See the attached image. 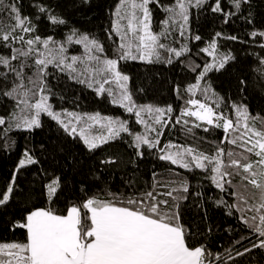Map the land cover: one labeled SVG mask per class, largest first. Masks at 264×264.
Listing matches in <instances>:
<instances>
[{
    "label": "snow or ice",
    "instance_id": "snow-or-ice-1",
    "mask_svg": "<svg viewBox=\"0 0 264 264\" xmlns=\"http://www.w3.org/2000/svg\"><path fill=\"white\" fill-rule=\"evenodd\" d=\"M249 2L228 0L235 11L225 12L221 0H215L211 11L221 13L223 22L228 23ZM207 3L208 0H173L172 3L118 0L107 30L108 39L115 45L110 57L99 39L79 33L75 28L60 40L52 35L42 37L33 20L21 14L18 3L0 0V150L9 151L15 145L9 133L31 132L42 127V116L54 121L68 137L78 139L90 153L126 135L130 139L125 142L139 158H143L147 149L155 151L160 161L179 169L208 173L205 179L210 180L215 189L235 198V202L227 203L221 196L214 204L225 207L228 216L234 215L233 209L239 212L241 224L256 239L250 246L236 249L235 245L250 239L241 236L223 252H213L205 244L190 243L194 233L185 225L181 214L182 203L189 199L190 185L187 178L172 168L167 170L168 176L153 172L148 189L127 197L111 192L107 184L92 195H87V189L82 188L86 198L64 210L53 207L61 189L60 178L55 177L43 185L41 195L46 206L33 205L14 223V228L23 230L24 239L0 242V264H237L238 258L254 249L264 250V116L252 115L243 103H228L206 81L209 73L219 72L234 59L230 52L218 49L217 38L222 33H215L207 47L199 50L211 57V61L202 67L191 66L190 70L196 73L195 82L185 88L188 98L174 120L171 105L137 103L131 77L120 67L121 62L127 61L172 64L174 58L181 59L190 52L188 45L181 42L188 39L189 8H200ZM152 4L165 14L159 31L153 30ZM34 7L38 13L46 14L51 25L66 24L42 3ZM176 32L181 38L175 41L180 43L179 48L173 46ZM250 35L264 37V31H253ZM113 37L118 38V42ZM194 39L199 41L201 37L196 35ZM226 39L235 41L238 37ZM73 46H78L80 51L70 54ZM260 47L264 48V43ZM253 72L256 86L264 84V57H258ZM57 74L66 75L74 83L92 90L97 97L106 95L127 118L102 115L98 111L80 113L55 109L51 103L55 93L49 78H58ZM240 84L243 92L248 81L241 79ZM176 91L179 96V86ZM197 93L203 100L195 98ZM186 118H194L191 126ZM133 120L143 131L133 130ZM176 125L193 138L195 129L204 132L211 128L222 129L224 139L220 143L242 151H226L217 146L206 153L171 141L161 146L165 130ZM116 162L114 158L100 160L101 165ZM37 163L25 149L6 188L0 191V207L6 206L14 192L20 190L17 185L20 170ZM234 177L240 178L238 184L233 183ZM95 179L103 183V176L96 175ZM229 189H232L230 193ZM195 195L202 197L203 194L196 192ZM249 212L252 215L249 216ZM206 231H212L210 224H206ZM196 234L203 235L199 228Z\"/></svg>",
    "mask_w": 264,
    "mask_h": 264
},
{
    "label": "trees",
    "instance_id": "trees-1",
    "mask_svg": "<svg viewBox=\"0 0 264 264\" xmlns=\"http://www.w3.org/2000/svg\"><path fill=\"white\" fill-rule=\"evenodd\" d=\"M14 2L18 3L22 15L33 20L37 25L38 34L42 37L52 35L60 40L68 31L75 28L79 33H87L99 39L104 44L106 53L112 56L115 45L108 39L107 30L111 27V20L114 18L112 13L118 0H14ZM162 2L172 3L173 0H162ZM37 3H42L51 9L55 15L62 17L66 24L51 25L46 19V14L37 12L34 7ZM214 3L215 0H208V3L200 8H189L187 40L181 41L178 32L173 34L174 47L179 48L180 43L175 41H181L190 49V52L181 59L174 58L172 64L121 62V70L131 77V87L137 103H152L161 107L171 105L174 109L172 114L174 120L188 98L185 88L195 82L196 73L190 70L191 66L199 64L202 67L205 62L211 61V57L199 50L207 47L215 33L221 32L222 36L217 38L218 49L223 53L230 52L234 59L219 72L209 73L206 81L210 82L213 91L225 98L228 103L231 101L243 103L252 115L259 113L264 116V84L256 86L253 72V68L258 64V57H264V48L260 47L264 43V37L250 35L253 31H264V0H250L247 5L242 6L240 13L229 19L228 23L223 22L224 16L221 13L211 11ZM221 5L225 12L235 11L228 4V0H221ZM150 8L153 14V30L159 31L160 21L165 14L154 4L150 5ZM37 16L40 17L38 20ZM196 35L201 37L199 41L194 39ZM228 36H236L238 39L235 41L226 39ZM113 39L118 42V38L113 37ZM79 51L78 46L70 48V54ZM57 75L58 78H49L50 86L55 93L51 98L55 109L80 113L98 111L102 115L127 118L120 108L109 102L106 95L97 97L92 90L74 83L66 75ZM241 79L248 81V87L243 92L240 90ZM178 86L179 96L176 91ZM137 88H143L144 91L137 92ZM195 98L203 100L199 93ZM186 119H189L191 126L194 118ZM131 127L133 130L143 131L141 126L135 125L134 120L131 122ZM194 131L195 138L186 135L180 125L169 127L161 137V146L171 141L197 147L206 153H211L217 146L223 147L226 151H242L233 145L220 143L224 139L222 129L211 128L209 132H204L202 129ZM9 136L15 140V145L9 151L0 150V191L6 188L25 149L29 150L38 163L20 170L17 178L20 190L14 192L6 206L0 207V242L24 239L23 230L14 228L13 225L25 214L26 209L33 205L46 206L45 198L41 195L43 185L55 177L60 178L61 189L53 207L64 210L66 206L78 204L86 198L82 188L87 189V195H92L107 184L111 192L127 197L148 189L152 183L153 172L170 175L167 171L169 168L189 181V199L182 203L181 214L185 225L194 233L190 237V243L205 244L213 252H223L241 236H248L250 239L235 245L236 249L242 250L256 239L255 235L241 224L239 212L233 209L234 215L228 216L225 207H217L214 204V200L221 196L227 203L235 202V198L215 189L210 180L205 179L208 173L201 170L188 172L179 169L168 162L160 161L155 151L147 149H144L143 158H139L129 143L125 142L130 139L126 135L123 139H117L90 153L78 139L68 137L54 121L42 116V127L31 132L13 131ZM108 158H114L117 162L101 165L100 160ZM96 175L103 176V183L95 179ZM239 182V177L233 178V183ZM231 191L232 189L228 190L229 193ZM196 192H201L202 197H197ZM197 204L200 205L199 208ZM248 215L252 213L249 212ZM206 224L212 227L210 233L206 231ZM197 228L203 235L196 234ZM237 264H264V250L254 249L244 257L238 258Z\"/></svg>",
    "mask_w": 264,
    "mask_h": 264
}]
</instances>
